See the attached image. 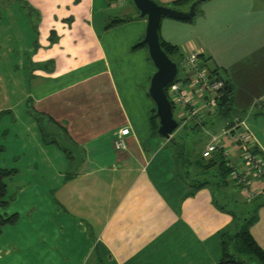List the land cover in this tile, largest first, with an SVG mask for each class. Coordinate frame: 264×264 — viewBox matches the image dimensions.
Wrapping results in <instances>:
<instances>
[{"label":"crops","instance_id":"obj_1","mask_svg":"<svg viewBox=\"0 0 264 264\" xmlns=\"http://www.w3.org/2000/svg\"><path fill=\"white\" fill-rule=\"evenodd\" d=\"M27 2L37 15L25 61L33 87L27 96L33 111L65 129L82 159L73 169L75 160L45 141V118L37 119L40 135L34 128L22 138L19 165L0 156V167L18 170L7 180L11 202L0 205V215H17L2 228L0 264H220L222 234L233 217L217 204L216 183L193 190L181 176L171 139L154 133V101L138 87L153 67L145 48L133 49L146 34L147 18L133 11L123 16L130 21L98 28L96 10L121 6ZM213 7V47L161 35L183 53L199 51L227 77L235 112L247 118L264 151V0H214ZM15 109L0 111L19 121ZM125 128L126 148H117ZM258 216L250 230L264 250V205Z\"/></svg>","mask_w":264,"mask_h":264},{"label":"rangeland","instance_id":"obj_2","mask_svg":"<svg viewBox=\"0 0 264 264\" xmlns=\"http://www.w3.org/2000/svg\"><path fill=\"white\" fill-rule=\"evenodd\" d=\"M213 1L207 0L201 3L195 19L192 22L169 17L163 18L161 25L162 33L167 38L176 41V43L178 41L183 42L194 39L198 43L199 40H202L205 45L213 47L215 41L214 36L218 32L214 29V23L212 22L214 20ZM206 9L208 15H204V10ZM133 11L134 13H138L136 15H139L133 0H129L124 6L117 8H111L110 5H107L102 11L98 12L96 10L95 24L98 28H101L104 23L112 21L117 16H127ZM36 16L35 12L23 6L21 0H0V109H6L9 105L16 106L15 111L19 119V121H15V117L10 115V113H6V111H3L0 116V146L4 148L0 150V156L2 160L7 158L10 163L12 161L14 163L15 161L18 162V165L21 161L16 159L20 158L23 152L20 149L22 138L24 136L25 138L33 136L32 130L34 128H36L34 129L36 134L40 135L37 125L38 112L32 110L31 99L27 96L28 93H32L33 87L30 72L27 67L28 64L25 63L27 54L31 51L33 42L37 37L34 26ZM145 50L149 54L148 48H145ZM132 59H129V61L131 62ZM174 59L179 61L177 55L174 56ZM133 60L135 61V59ZM150 64L153 67L149 74H145L146 78H140L139 88L144 86L149 89L151 77L156 71L152 60ZM139 77L141 76L139 75L135 78L136 81ZM235 113L234 111L227 118L220 119L217 124L222 126ZM175 117H178V109H175ZM22 124L25 127H29L30 131L28 133L24 129L21 132ZM173 135V145L175 146L177 155L180 154L182 156L184 153L183 156L190 163V169L193 168L196 165L194 162L201 157L204 151V145L209 140L210 135L203 130L196 131L190 126H180ZM13 153H15V158H13ZM196 170L202 173L197 175ZM216 171L215 169L204 171L201 168H197L191 172H195L192 173L194 176L193 179H208L211 184H218L219 178L214 175ZM228 177L230 180V175ZM215 188H217L216 191L220 201L228 202L229 206L233 203L238 207V205L240 206V204L246 201L242 194L237 191L233 183L221 189L218 186Z\"/></svg>","mask_w":264,"mask_h":264},{"label":"built area","instance_id":"obj_3","mask_svg":"<svg viewBox=\"0 0 264 264\" xmlns=\"http://www.w3.org/2000/svg\"><path fill=\"white\" fill-rule=\"evenodd\" d=\"M126 0H110L111 6H121ZM199 51L184 52L180 60L179 74L168 86V95L175 109L177 119L182 125L204 124L216 111L217 101L225 88V75L214 68ZM204 131L210 135L202 152L203 157L212 158L221 153L227 160L230 181L239 187L247 201L264 194V151L247 118L233 116L224 122L219 133L207 127ZM129 129L121 131L116 140L117 148H126L124 136ZM239 159L235 161L234 157Z\"/></svg>","mask_w":264,"mask_h":264},{"label":"trees","instance_id":"obj_4","mask_svg":"<svg viewBox=\"0 0 264 264\" xmlns=\"http://www.w3.org/2000/svg\"><path fill=\"white\" fill-rule=\"evenodd\" d=\"M194 1L196 0H174L172 3L166 6H170L181 10H187ZM205 1L207 0H203L201 3ZM21 3H23L24 7L29 8L31 9V11H33L31 5H29L27 0H21ZM201 3L198 4L197 12L199 10V5ZM138 12L139 15H137L136 18L140 17V11L138 10ZM132 19L133 18L131 17L115 18L112 21H110L106 27L110 28L119 23L130 21ZM194 19L195 17L191 20H184V21L192 22ZM54 33H55L54 31L51 32V37H50L51 43L56 42L55 37H52ZM160 38L163 49L172 58H174V56L177 55L179 57V61L177 62L180 65V60L183 55L181 48L178 45L172 44L171 42L165 40L161 35V29H160ZM138 48H148L147 44L143 41V39H141L133 46V49H138ZM201 55L205 57L203 54ZM206 59L209 60L208 58ZM225 80L226 83H225L224 92L222 97H220L217 101L218 104L215 113L210 118H208V120L202 125H198L194 123L182 125V121L178 119L180 121V126H187V127L190 126L192 129L196 131L199 130L204 131L203 128L204 126L209 127V126L217 125L220 119L227 118L231 113H234L235 111L234 86L227 79L226 76H225ZM168 86L166 87L167 93H168ZM2 113L3 112L0 113V116L2 115ZM235 115H239V114L235 113ZM42 118L43 119L45 118L47 120L44 119L45 121H43ZM37 119L42 120L41 128L44 133L43 135L45 141L48 143H56L57 145H59V147H61L70 158H73L74 161L76 159L75 153L72 150L65 148L61 143L60 135H64L69 140V142L75 145V143L71 140L70 136L67 134L65 129L60 127L56 122H52L51 121L52 119L49 116H47L46 118L44 116L42 117L41 115H37ZM151 122L154 133L157 134L159 118L156 113L155 107L153 108L152 111ZM52 127L58 130L59 133L52 131L51 130ZM170 141L173 143L174 138L172 137ZM3 149L4 148L0 146V150ZM183 154L182 156L180 154L177 155L178 158L177 163L179 166V171L181 176L186 180L188 179V181L190 182V187H192L193 190H196L200 187L209 185L210 181L208 179H204V180L193 179L194 176L192 175V172L190 170V165H189L190 163L189 161L186 160V157H184ZM194 163L195 164L197 163L196 166L197 168H201L204 171L207 170L209 171L211 169L217 170L214 175L219 178L218 180L219 182L217 185L220 189L232 183L228 177L230 175L231 167L228 165L227 160L224 158V156L221 153L215 154L212 158H205L203 157V154H201V157L198 158ZM17 172L18 170L16 168L0 167V205L2 207L8 206L13 198L11 195H9L7 180L11 178L13 175H15ZM236 188H238L239 190V187L236 186ZM216 201L221 209L227 210L233 217L231 223L226 228L225 232L222 234L223 255L220 260V264H264V250L254 239L250 230L251 226L255 224L259 218L258 211L259 208L264 205V194L258 195L251 201L246 200L244 201V203L240 204V206L238 205V207H236L233 203L230 204L229 206L228 202L220 201L219 196H217ZM16 218H17L16 214L8 217L0 215V234L2 232L3 226L7 223L14 222Z\"/></svg>","mask_w":264,"mask_h":264},{"label":"water","instance_id":"obj_5","mask_svg":"<svg viewBox=\"0 0 264 264\" xmlns=\"http://www.w3.org/2000/svg\"><path fill=\"white\" fill-rule=\"evenodd\" d=\"M202 1L196 0L190 5L189 9L181 10L163 5L157 0H133L136 8L140 11V17L147 18L146 34L143 41L147 44L149 56L156 66L148 92L154 101L159 118L157 134L163 138L171 139L180 127V121L175 117L173 104L166 91V87L176 80L180 67L178 62L161 45L160 29L162 20L164 17L191 20L196 16L198 4ZM51 130L59 133L53 127ZM60 139L65 148L75 153L76 159L72 167L75 169L82 159V152L69 142L64 135H60Z\"/></svg>","mask_w":264,"mask_h":264}]
</instances>
